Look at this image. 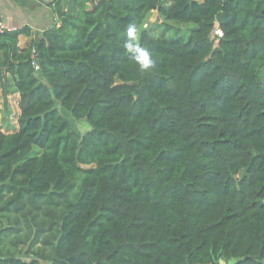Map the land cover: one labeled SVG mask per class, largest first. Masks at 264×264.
I'll return each mask as SVG.
<instances>
[{"label": "trees", "instance_id": "1", "mask_svg": "<svg viewBox=\"0 0 264 264\" xmlns=\"http://www.w3.org/2000/svg\"><path fill=\"white\" fill-rule=\"evenodd\" d=\"M62 1L38 41L0 34V264H264V0Z\"/></svg>", "mask_w": 264, "mask_h": 264}, {"label": "crops", "instance_id": "2", "mask_svg": "<svg viewBox=\"0 0 264 264\" xmlns=\"http://www.w3.org/2000/svg\"><path fill=\"white\" fill-rule=\"evenodd\" d=\"M53 2L54 0H0V18L10 29H22L25 26L31 28L32 35L21 34L19 36L20 46L26 47L46 30L61 24ZM62 3L64 11L74 15L77 13L78 7L75 0H63ZM19 98L18 93L9 95L6 103L0 91V117H2L0 129L6 133L19 129Z\"/></svg>", "mask_w": 264, "mask_h": 264}, {"label": "rangeland", "instance_id": "3", "mask_svg": "<svg viewBox=\"0 0 264 264\" xmlns=\"http://www.w3.org/2000/svg\"><path fill=\"white\" fill-rule=\"evenodd\" d=\"M154 17H155L154 15L148 17L147 21L142 27V29L145 27L148 29H152V34L154 36H164L167 38H173L178 36L188 37L190 31L196 27L195 23H182V22L167 21V20H159L158 21L159 24L154 25L153 22L155 20ZM221 33L222 32L220 29H216L215 34L221 35ZM9 108L10 110L12 109L11 106ZM58 108H60V113L63 116L67 117V119L75 125L76 129L79 131L81 135L86 133L91 128V125L86 118L76 119L69 111H66L65 109L61 108L60 105H58ZM1 119L2 117H0V121ZM83 167H89V166L83 165Z\"/></svg>", "mask_w": 264, "mask_h": 264}, {"label": "clouds", "instance_id": "4", "mask_svg": "<svg viewBox=\"0 0 264 264\" xmlns=\"http://www.w3.org/2000/svg\"><path fill=\"white\" fill-rule=\"evenodd\" d=\"M137 35V26L135 23H131L127 27L128 39L124 42V49L132 54V59L139 65L141 70L147 71L154 66V60L152 59L150 51L142 47L140 44L135 43Z\"/></svg>", "mask_w": 264, "mask_h": 264}, {"label": "built area", "instance_id": "5", "mask_svg": "<svg viewBox=\"0 0 264 264\" xmlns=\"http://www.w3.org/2000/svg\"><path fill=\"white\" fill-rule=\"evenodd\" d=\"M10 28H8V26L5 24V22L2 21V19L0 18V34L5 32L6 30H8ZM34 66L36 68V70L39 69V65L35 62Z\"/></svg>", "mask_w": 264, "mask_h": 264}, {"label": "water", "instance_id": "6", "mask_svg": "<svg viewBox=\"0 0 264 264\" xmlns=\"http://www.w3.org/2000/svg\"><path fill=\"white\" fill-rule=\"evenodd\" d=\"M153 15L155 16L154 18H156L157 16V12H154ZM42 35L39 36V38L37 39V41L41 38Z\"/></svg>", "mask_w": 264, "mask_h": 264}]
</instances>
